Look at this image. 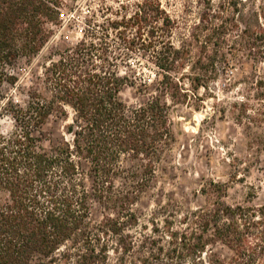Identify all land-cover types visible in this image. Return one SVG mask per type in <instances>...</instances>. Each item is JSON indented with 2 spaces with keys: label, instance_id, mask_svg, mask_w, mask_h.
<instances>
[{
  "label": "trees",
  "instance_id": "obj_1",
  "mask_svg": "<svg viewBox=\"0 0 264 264\" xmlns=\"http://www.w3.org/2000/svg\"><path fill=\"white\" fill-rule=\"evenodd\" d=\"M212 1L189 24L171 17L159 0H139L129 13L88 20L82 38L50 60L43 79L49 96L29 92L25 107L13 110L14 130L0 132V264H264V203L230 204L223 183L209 180L200 188L205 204L179 212L176 221L139 226L133 209L173 140L172 120L160 94L126 107L120 91L132 80L120 67L147 52L161 72L159 89L184 102L190 90L175 73L194 42L212 46L197 60V86L240 56L264 62V0H251L249 8L248 0L215 7ZM59 3L0 0V109L4 83L15 82L7 67L37 55L50 40ZM251 75L244 83L261 105L264 78ZM240 104L239 120H254L248 104ZM254 108L256 121H264V111ZM54 111L66 117L68 139L44 148L31 129ZM90 191L104 210L94 224Z\"/></svg>",
  "mask_w": 264,
  "mask_h": 264
},
{
  "label": "rangeland",
  "instance_id": "obj_2",
  "mask_svg": "<svg viewBox=\"0 0 264 264\" xmlns=\"http://www.w3.org/2000/svg\"><path fill=\"white\" fill-rule=\"evenodd\" d=\"M137 1L60 0L62 18L56 24H50V40L37 55L18 57L7 67L15 82L4 83L2 87L5 100L0 109V132L5 135L14 130L13 110L25 107L29 92L49 96L43 82L45 68L51 59L56 58V53L82 38L88 20L101 21L116 11L129 13ZM254 1L259 3V0ZM159 2L171 17H185L189 24L197 20L206 5L205 0ZM212 3L214 7L222 5V0H213ZM251 5V0H248L243 6L249 8ZM178 38L175 33L172 40L176 42ZM211 47L204 48L200 42H194L185 67L175 73L181 76L184 87L190 90L184 102L171 101L165 91L159 89L161 72L153 65L147 52H136L127 65L119 69L120 74L129 75L132 80L120 91V98L128 109L144 103L152 94H160L170 105L172 120L173 140L156 162L149 187L133 205L139 226H149L152 219L163 224V217L176 221L179 212L205 204L200 188L209 180L226 186L225 199L230 204L264 203V121H256L259 114L254 108L264 111V103L258 105L252 97L253 90L244 83L253 72L264 78V62L256 63L240 56L229 60L216 73L208 72L206 79L200 80L203 86H197L193 80L200 77L197 60L202 55L211 54ZM240 102L248 104L251 109L247 114L254 120H239L243 111ZM65 118L59 111H54L38 128H32L38 144L49 148L68 139L64 132ZM83 166L87 168L86 163ZM89 182L88 179V186ZM89 206L90 223L94 224L102 218L104 210L91 191Z\"/></svg>",
  "mask_w": 264,
  "mask_h": 264
},
{
  "label": "built area",
  "instance_id": "obj_3",
  "mask_svg": "<svg viewBox=\"0 0 264 264\" xmlns=\"http://www.w3.org/2000/svg\"><path fill=\"white\" fill-rule=\"evenodd\" d=\"M62 18V14L60 13V11H59V20Z\"/></svg>",
  "mask_w": 264,
  "mask_h": 264
}]
</instances>
